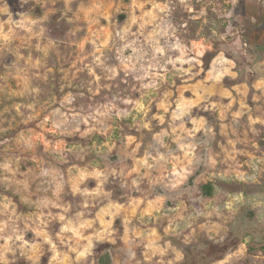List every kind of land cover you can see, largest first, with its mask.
Masks as SVG:
<instances>
[{
  "label": "clouds",
  "instance_id": "1",
  "mask_svg": "<svg viewBox=\"0 0 264 264\" xmlns=\"http://www.w3.org/2000/svg\"><path fill=\"white\" fill-rule=\"evenodd\" d=\"M0 264H264V0H0Z\"/></svg>",
  "mask_w": 264,
  "mask_h": 264
}]
</instances>
